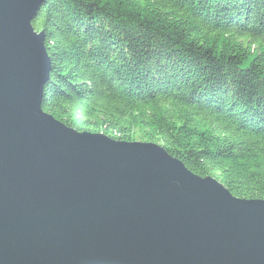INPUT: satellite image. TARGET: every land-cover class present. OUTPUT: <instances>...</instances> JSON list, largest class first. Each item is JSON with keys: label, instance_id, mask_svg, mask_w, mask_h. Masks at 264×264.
<instances>
[{"label": "water", "instance_id": "obj_1", "mask_svg": "<svg viewBox=\"0 0 264 264\" xmlns=\"http://www.w3.org/2000/svg\"><path fill=\"white\" fill-rule=\"evenodd\" d=\"M44 1L0 0V264H264V199L42 110Z\"/></svg>", "mask_w": 264, "mask_h": 264}, {"label": "trees", "instance_id": "obj_2", "mask_svg": "<svg viewBox=\"0 0 264 264\" xmlns=\"http://www.w3.org/2000/svg\"><path fill=\"white\" fill-rule=\"evenodd\" d=\"M31 24L44 112L264 199V0H45Z\"/></svg>", "mask_w": 264, "mask_h": 264}]
</instances>
